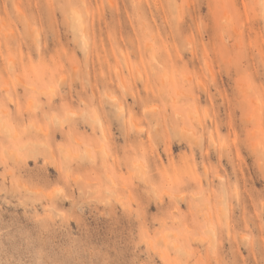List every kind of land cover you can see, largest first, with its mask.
<instances>
[{"label":"rangeland","instance_id":"374dc122","mask_svg":"<svg viewBox=\"0 0 264 264\" xmlns=\"http://www.w3.org/2000/svg\"><path fill=\"white\" fill-rule=\"evenodd\" d=\"M0 264H264V0H0Z\"/></svg>","mask_w":264,"mask_h":264}]
</instances>
